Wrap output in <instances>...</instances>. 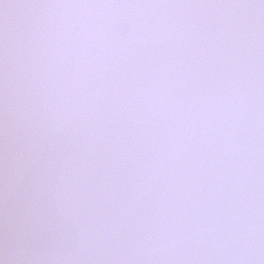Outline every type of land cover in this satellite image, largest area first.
I'll return each instance as SVG.
<instances>
[{
	"label": "snow or ice",
	"instance_id": "obj_1",
	"mask_svg": "<svg viewBox=\"0 0 264 264\" xmlns=\"http://www.w3.org/2000/svg\"><path fill=\"white\" fill-rule=\"evenodd\" d=\"M0 264H264V0H0Z\"/></svg>",
	"mask_w": 264,
	"mask_h": 264
}]
</instances>
